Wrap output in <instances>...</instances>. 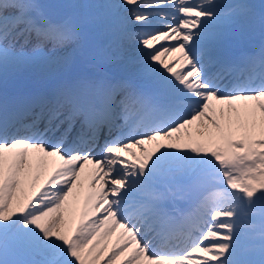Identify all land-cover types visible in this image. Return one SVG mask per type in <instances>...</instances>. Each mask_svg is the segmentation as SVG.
Segmentation results:
<instances>
[{"label": "snow or ice", "instance_id": "1", "mask_svg": "<svg viewBox=\"0 0 264 264\" xmlns=\"http://www.w3.org/2000/svg\"><path fill=\"white\" fill-rule=\"evenodd\" d=\"M0 264H264V0H0Z\"/></svg>", "mask_w": 264, "mask_h": 264}, {"label": "bare ground", "instance_id": "2", "mask_svg": "<svg viewBox=\"0 0 264 264\" xmlns=\"http://www.w3.org/2000/svg\"><path fill=\"white\" fill-rule=\"evenodd\" d=\"M64 2H66V3H78V4H84V5H87V4H91V3L98 2V0H64ZM253 2H255V3H260V0H253ZM82 11H83L84 13H87V12H89L90 10L87 9V8H85V9H83ZM258 40H259V37H256L255 39H252V40H246V41H243V42H239V41H238V42H234V44H236V43H241V44H243V43L245 42L247 45L250 44V45L252 46V45H254ZM171 43H175V42L173 41V42H171ZM257 43H258V42H257ZM257 43H256V44H257ZM256 44H255V45H256ZM240 46H243V45H240ZM254 49H255V48H254ZM175 54H179V53H169V54H167V56L165 57V59H168V60H170V61H174V60H175V57H174ZM25 79H26L27 81L31 82V83H36L35 79L32 78L31 76L26 77ZM98 151H99V150H97V152H98ZM137 151H139V149H138ZM97 152H94L93 155H96ZM127 159L130 161L131 158L127 157ZM89 167H90L89 165H86V166H85L86 169H88ZM93 187H95V185H93Z\"/></svg>", "mask_w": 264, "mask_h": 264}]
</instances>
